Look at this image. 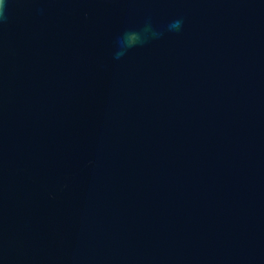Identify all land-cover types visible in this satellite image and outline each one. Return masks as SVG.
Wrapping results in <instances>:
<instances>
[{
    "label": "water",
    "instance_id": "water-1",
    "mask_svg": "<svg viewBox=\"0 0 264 264\" xmlns=\"http://www.w3.org/2000/svg\"><path fill=\"white\" fill-rule=\"evenodd\" d=\"M0 264H264V0H6Z\"/></svg>",
    "mask_w": 264,
    "mask_h": 264
},
{
    "label": "clouds",
    "instance_id": "clouds-1",
    "mask_svg": "<svg viewBox=\"0 0 264 264\" xmlns=\"http://www.w3.org/2000/svg\"><path fill=\"white\" fill-rule=\"evenodd\" d=\"M6 7V0H0V21L5 19L4 10Z\"/></svg>",
    "mask_w": 264,
    "mask_h": 264
}]
</instances>
